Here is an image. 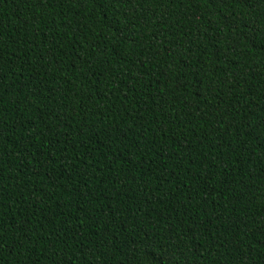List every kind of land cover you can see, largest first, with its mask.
Returning <instances> with one entry per match:
<instances>
[{
  "label": "trees",
  "instance_id": "1",
  "mask_svg": "<svg viewBox=\"0 0 264 264\" xmlns=\"http://www.w3.org/2000/svg\"><path fill=\"white\" fill-rule=\"evenodd\" d=\"M0 264H264V0H0Z\"/></svg>",
  "mask_w": 264,
  "mask_h": 264
}]
</instances>
